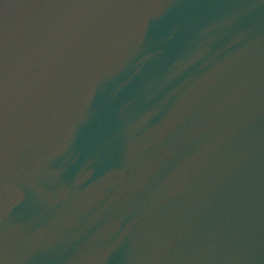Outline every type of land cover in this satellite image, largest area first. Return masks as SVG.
<instances>
[{
	"label": "water",
	"instance_id": "95a60500",
	"mask_svg": "<svg viewBox=\"0 0 264 264\" xmlns=\"http://www.w3.org/2000/svg\"><path fill=\"white\" fill-rule=\"evenodd\" d=\"M17 1V8L0 1V166L28 154L42 158L47 151L56 173V151L59 156L62 151L73 154L66 147L72 142H121V123L129 117L148 126L159 124L163 137L171 134L149 151L138 144L130 145L129 153L118 149L117 156L85 154L79 168L61 175L57 189L71 194L74 207L58 208L61 217L48 225L43 221L45 205L39 204L22 222L4 213L0 217L7 219L0 228L14 232L0 233V249L13 245L17 264H264V101L263 94L251 96L246 90L254 65L241 55L243 48H253L252 42L264 43V0H139L153 13L151 26L149 18L134 20L137 0ZM119 13L128 20L117 18ZM37 15L45 17L43 22L32 18ZM71 18V46L61 71L64 58L56 47L57 34L70 31L64 24ZM205 21L219 28L201 30ZM171 24L174 37L168 38ZM135 26L154 31L158 40L130 33ZM117 40L125 41L126 53L112 60L117 72H102L94 64L95 54H113ZM205 56L207 63L196 68L204 85L225 83L227 91H238L237 98L247 93L232 106L237 114L223 119V129L213 134L202 122L192 123L212 111L214 93L206 94L208 110L201 93L194 94L188 112L183 93L168 87L176 75L171 58L183 68ZM164 60L163 69L158 68ZM83 70L95 78L97 88L76 98L70 91H77L76 78ZM231 77V86H226ZM156 81L161 86L152 95L147 90ZM119 89L122 93H116ZM111 96L120 97L112 106ZM35 103L44 107L34 108ZM154 104L161 106L157 120L150 114ZM107 124L117 126L115 140L110 138L113 128L103 133ZM186 128L194 129V144L188 145L185 136L177 138ZM182 150L185 157L178 155ZM102 180L113 187L106 190Z\"/></svg>",
	"mask_w": 264,
	"mask_h": 264
}]
</instances>
